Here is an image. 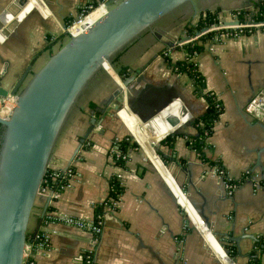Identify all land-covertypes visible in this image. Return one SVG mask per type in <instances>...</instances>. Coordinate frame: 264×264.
I'll return each instance as SVG.
<instances>
[{
    "label": "crops",
    "instance_id": "obj_1",
    "mask_svg": "<svg viewBox=\"0 0 264 264\" xmlns=\"http://www.w3.org/2000/svg\"><path fill=\"white\" fill-rule=\"evenodd\" d=\"M87 1L27 0L19 5V0H0V87L11 90L29 65L30 79L68 40V21ZM256 1L194 0L178 7L113 56L112 64L100 68L79 95L48 165L64 170L71 166L73 174L69 185L49 200L44 218L68 214L92 219L95 203L109 196L111 178L122 173L119 205L106 208L103 215L95 252L99 264H234L204 221L218 233L224 249L234 251L228 254L236 264H249L253 258L264 264V249L258 248L264 237V122L246 111L248 101L264 86V28L207 43L194 58L207 88L223 104L204 149L237 182L232 193L191 145L198 132L194 119L208 102L194 92L188 74L176 71L164 55L170 47L172 61L186 57V44L178 42L196 32L187 26L196 22L198 11L246 8ZM131 70L137 74L125 85ZM175 97L148 123L127 105L148 118ZM14 102L11 93L0 94V116H7ZM93 117L94 129L81 141ZM178 127L180 133H170ZM126 129L137 139L159 141L166 136L159 144L166 166L156 148L147 152L145 145L131 146L126 164L118 165L111 151L117 138L129 139ZM247 169L253 173L250 178L243 176ZM49 195L41 191L36 197L28 225L30 242L36 239ZM56 217L48 223L49 246L32 257L37 264H84L94 234Z\"/></svg>",
    "mask_w": 264,
    "mask_h": 264
},
{
    "label": "water",
    "instance_id": "obj_2",
    "mask_svg": "<svg viewBox=\"0 0 264 264\" xmlns=\"http://www.w3.org/2000/svg\"><path fill=\"white\" fill-rule=\"evenodd\" d=\"M188 2L194 3V0H110L111 8L105 14L86 29L70 36L30 79L27 80L31 65L11 90L0 87L1 95L11 93L16 102L7 116H0V264H23L29 220L36 197L42 189L50 156L61 129L86 84L100 68L112 64V57L142 31ZM201 13L198 11L196 15ZM131 72L132 75L124 79L125 85L137 74L135 71ZM177 98L171 99L148 118L127 105L144 123H148ZM123 106L117 107L118 111ZM95 122L96 118L93 117L92 125L81 137V141L94 129ZM182 127L170 133H180ZM161 140L156 145L158 155ZM162 161L166 166L165 161ZM178 185L186 194L183 185ZM50 199L51 195L41 213L36 232L48 210ZM194 209L200 215L195 207ZM200 217L202 218L201 215ZM204 222L224 253L236 264L222 246L218 233L208 222Z\"/></svg>",
    "mask_w": 264,
    "mask_h": 264
},
{
    "label": "built area",
    "instance_id": "obj_3",
    "mask_svg": "<svg viewBox=\"0 0 264 264\" xmlns=\"http://www.w3.org/2000/svg\"><path fill=\"white\" fill-rule=\"evenodd\" d=\"M24 1H25L23 2L24 4L22 3V1L17 2V4L25 5L27 0ZM109 1L110 0H97V1L88 0L87 2H85L80 8L77 16L66 26L65 32L68 35V37L78 34L75 33L73 30L75 24L85 19L95 10L98 9L100 10V15L96 19H98L101 15L105 14L111 8V4H109ZM259 3H264V0H257L252 6L246 7L247 10L251 11V13L248 15L246 19H240L237 13L231 12L232 10H221L219 21L209 26H206L199 31L191 33L190 35L187 36L188 38L179 41L178 44L183 46L185 44L195 43L197 40L200 39L201 36L212 32L213 35L207 39L206 44L207 43L213 44L215 42L225 41L229 38L238 37L243 33L251 32L257 28L258 29L264 28V9H260ZM237 9H241V8H237ZM7 16L9 17V14H7ZM7 16H5V18H8ZM230 21H239V22L235 23ZM171 50L172 48L168 47L166 50H164V55H169ZM200 51L201 50L196 49L193 51L192 55L190 56L194 59L195 56H197L200 53ZM186 57H187V53H186ZM14 101H15V96H14ZM15 103L16 102H14V105ZM218 106L222 108L223 107L222 102H218ZM246 111L250 114H253L259 120L264 122V86L258 92H256L248 101L246 105ZM208 137H210V135ZM119 141L120 139L118 138L114 141V146L112 147V151H111L115 162L117 161V159L127 157V154H123L120 148ZM61 170L62 169H55V174L59 175L61 173ZM66 170H68V175L73 174L72 168H67ZM211 173L222 177L226 186L229 189V192L230 193L233 192V190L237 186V182L234 181V179L231 176H229L228 171L225 169L223 165L214 164L211 167ZM116 176L120 179L121 184L124 185L122 173H118ZM243 176L245 178H250L251 176H253V173L252 171L247 169L244 171ZM67 185H69V183ZM41 191L47 194L50 193L51 198L60 192L59 190H53L49 186H45V187L42 186ZM119 199L120 197L108 196L107 198L99 201L98 203H95V206L97 204H100L104 206V210L106 208L114 209L119 205ZM103 215L104 213H97V214L95 213L92 219L75 217L73 215H68V214H62L59 215L58 217L55 216L56 218L63 219L66 223L75 225L80 228L88 229L94 234V239H93L94 245L91 248L85 250L84 264H99V262L96 260L95 252L100 242V236L104 228ZM55 217H53L52 214L47 215L46 218H43L40 229L35 235L36 239L30 242L27 238L23 264H37L35 258L32 257L33 253L41 249H46L49 246L51 233L48 228V223L50 221H54ZM178 241L182 242L183 239L178 238ZM178 264H182V263H178Z\"/></svg>",
    "mask_w": 264,
    "mask_h": 264
},
{
    "label": "trees",
    "instance_id": "obj_4",
    "mask_svg": "<svg viewBox=\"0 0 264 264\" xmlns=\"http://www.w3.org/2000/svg\"><path fill=\"white\" fill-rule=\"evenodd\" d=\"M260 9H264V3H259ZM231 12L237 13L240 19H246L248 15L251 13L247 8L241 9H233ZM221 15V8L217 9H207L203 11L196 22L193 25H188L187 29L192 32L193 30L199 31L202 28L209 26L217 21H219ZM73 19V18H72ZM71 19V20H72ZM70 23V20L68 21ZM213 35L212 33H208L200 37L195 43L186 44L187 48V57L183 59H178L176 61H172L169 55H165L167 62L178 72L186 73L191 78L194 84V92L197 95L204 96L208 102L206 111L199 117L194 119L195 124L197 125L198 132L196 135L192 136L191 145L194 146L200 153L204 160L208 161L210 164H221L220 161L212 160L207 156L205 151V146H207L208 136L212 135L214 131L215 121L219 118L221 112L223 111V107L220 108L218 106V102H221L218 99L217 95L207 88V83L204 74L200 71L198 63L190 56L193 51L198 49H204L206 45V41L209 37ZM119 55V54H118ZM116 55L115 58L118 57ZM0 131H2V125L0 123ZM165 136L159 138V141ZM2 140V136L0 135V141ZM120 148L123 154H127L129 148L132 146H137V144L126 136L120 139ZM162 159L166 162L165 157H163L160 153ZM126 158L117 159L116 163L118 165H125ZM69 168H72L71 166ZM71 175H68V170H61L59 175L55 174V169L49 168L46 171L44 181L42 186H49L53 190L62 191L63 188L69 183ZM111 188H110V197H120L124 192V185L121 184L120 179L117 176H113L110 180ZM104 206L97 204L95 206V213H104ZM262 247L264 249V237H262L258 242V248ZM228 253H234L232 249H228ZM249 264H260L259 260L253 258Z\"/></svg>",
    "mask_w": 264,
    "mask_h": 264
},
{
    "label": "bare ground",
    "instance_id": "obj_5",
    "mask_svg": "<svg viewBox=\"0 0 264 264\" xmlns=\"http://www.w3.org/2000/svg\"><path fill=\"white\" fill-rule=\"evenodd\" d=\"M99 15H100L99 9L92 12L85 19L75 24L74 29H73L74 32L79 33L80 31L86 29L91 23H93L96 20V18ZM137 140L140 142L141 145L146 146L147 152H151V153L155 151L156 145L159 142L156 140H144V139H137Z\"/></svg>",
    "mask_w": 264,
    "mask_h": 264
},
{
    "label": "rangeland",
    "instance_id": "obj_6",
    "mask_svg": "<svg viewBox=\"0 0 264 264\" xmlns=\"http://www.w3.org/2000/svg\"><path fill=\"white\" fill-rule=\"evenodd\" d=\"M220 8V7H219ZM216 9V8H215ZM16 104V103H15ZM127 130V135L129 136V139L131 140V141H133V142H135L136 144H137V147L138 148H141V144H140V142L136 139V137L133 135V133H131V131L130 130H128V129H126ZM2 134V131H0V135ZM158 145V144H157ZM142 149V148H141ZM158 152V151H157ZM148 161H150V160H148Z\"/></svg>",
    "mask_w": 264,
    "mask_h": 264
}]
</instances>
